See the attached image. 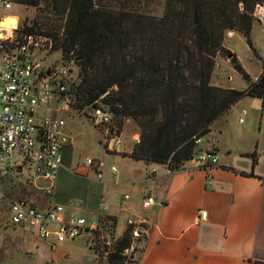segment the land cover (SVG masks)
<instances>
[{"label": "trees", "instance_id": "obj_1", "mask_svg": "<svg viewBox=\"0 0 264 264\" xmlns=\"http://www.w3.org/2000/svg\"><path fill=\"white\" fill-rule=\"evenodd\" d=\"M145 1L16 0L38 9L16 36L41 35L63 62L76 64L68 92L77 107L104 104L117 126L132 118L140 136L130 157L169 161L178 169L199 151L195 138L206 135L234 103L249 95L264 106V59L260 74L250 80L232 58L248 81L243 90L210 82L216 56L226 51L227 31L243 34L255 50L253 10L264 0H166L162 15L141 9ZM252 156L255 165L256 153ZM128 238L124 231L121 243Z\"/></svg>", "mask_w": 264, "mask_h": 264}, {"label": "built area", "instance_id": "obj_2", "mask_svg": "<svg viewBox=\"0 0 264 264\" xmlns=\"http://www.w3.org/2000/svg\"><path fill=\"white\" fill-rule=\"evenodd\" d=\"M16 0H0V8L9 9ZM253 16L260 24H264V4L257 3ZM4 17H1V19ZM14 31L17 29L13 27ZM11 30V29H10ZM264 33V25L262 28ZM0 36V187L4 179L9 177L13 167L26 163L33 176H42L46 179H56L61 168L62 148L70 143L71 136L64 129L66 122L57 116L56 112L66 110L71 105L68 85L71 81L72 63L44 65L37 58L38 50L43 45V36L32 33L13 36L9 31L2 30ZM15 33V32H14ZM233 31H227L231 36ZM50 47V43L49 46ZM56 103L55 107L47 106V114L36 116V112L43 104L49 101ZM89 118L95 126L106 127L105 141L107 150L124 152L120 149L122 143L119 129L112 112L104 105L91 106ZM242 122V119H239ZM202 138H195L200 144ZM134 144L139 142V136H132ZM153 164V163H152ZM149 164L145 169L146 179H152L156 174V167ZM218 164L217 154L213 150H199L192 158L185 161L179 169L189 166L195 170L205 172L206 186L210 188L213 174L211 170ZM170 172L169 161L162 164ZM84 166L94 170L97 179L103 178L104 163L97 158L87 157ZM111 173L116 167H109ZM54 185L42 189L49 196ZM4 196L0 191V218L4 212L8 213L9 221L25 232L35 233L39 239L46 241L51 236L55 242L73 239L80 234L87 233L88 245L93 253L94 264H137L140 260L145 242L151 227L154 225L147 217L128 213L124 218V229L117 233V217L115 215H99L91 218L80 213L79 208L71 209L68 216L62 204H50L43 209L34 201L24 197L9 201L7 208L3 205ZM129 194H123L120 207H127ZM163 199L146 191L140 206L143 211H149L154 206H162ZM98 207L106 210L109 201L105 198L98 202ZM207 218L204 210H199L194 224ZM114 225V231L111 226ZM126 231L129 238L121 243L120 237ZM54 245V243H53ZM52 246V245H51Z\"/></svg>", "mask_w": 264, "mask_h": 264}, {"label": "rangeland", "instance_id": "obj_3", "mask_svg": "<svg viewBox=\"0 0 264 264\" xmlns=\"http://www.w3.org/2000/svg\"><path fill=\"white\" fill-rule=\"evenodd\" d=\"M165 1L147 0L144 4H141V9L162 15L165 9ZM37 12L38 9L36 7L15 2L9 9L0 8V19L3 15H14L16 17L14 18V26L16 25V28L19 29V25L24 20L30 21ZM263 25L257 19L253 22L250 40L255 50L250 48L247 38L243 34L234 31L235 35L230 37L226 33L224 39L226 51H221L215 58V66L210 81L211 85L241 90L247 87V79L233 66V57L241 63L250 80H256L262 70L261 61L264 59ZM10 29L9 31L13 36L15 34L18 35L17 29L15 31L12 28ZM43 40V45L41 43L36 55L37 58L46 66L50 64L60 66L65 63L61 59L60 52L49 50V47L45 44L46 38H43ZM66 63H71V61ZM71 65L73 70L70 82H74L76 81L77 66L75 63ZM70 99L72 100L71 105L66 110L60 109L56 112L58 117L65 120L67 124L66 130L73 139L71 144L65 145L61 150V168L58 170L56 179L53 182L42 176H33L30 167L26 163H22V166L13 167L11 174L2 181L0 187V191L4 196L3 205L5 209L9 201L20 197L29 200L39 199L42 203L49 201L66 207L71 206V204L75 206L82 205L85 198L92 196L93 193L96 196V201L99 198L101 200L107 198L102 182L110 179V177L120 178L121 180V186H117L115 191L117 194L123 195L126 193L130 197L133 194L134 187L130 183L137 176L142 175L143 169L141 168L143 166L141 159L130 157L135 145L133 144L132 136L134 134L140 136L135 122L129 117L124 119L121 125L117 126L119 127L122 143L120 149H123L124 152L115 153L108 151L105 141L106 127L95 126L89 118L90 108L88 106L77 107L73 104L71 95ZM42 106L44 107H39L36 112L38 117L52 114L46 108L47 106L55 107L56 103L52 100ZM263 111L264 106L260 99L249 95L244 96L234 103L226 113L221 115L217 121L215 120L211 124L210 131L201 137V143L196 144L195 149H212L211 146L215 140L221 139L228 144V147L220 145L217 151L218 163L232 162L237 165L242 163L247 165L253 159L251 155L256 152V155L260 157L259 166L264 170ZM239 119H242L241 123ZM259 136L261 137V142L256 150L254 141ZM230 147L234 149H230ZM229 150L232 151L227 154ZM87 157L100 159L104 163L102 179H97L96 173L92 169L87 170L88 174L85 175L84 163ZM111 165L116 167L114 174H110L109 167ZM152 165L156 167L157 174L163 169L162 164L153 163ZM51 184L54 185L51 195L46 196L43 194V197L40 196V190ZM68 212L69 208L64 211L66 215ZM80 213L87 218L94 217L84 213L83 209L80 210ZM120 226L121 224H118L119 228ZM120 231L118 230V232ZM34 235V233H25L10 223L8 213L4 212L0 218V264H45L46 258L43 254H48L52 250L50 247H45L43 242ZM21 236H25V239L20 240ZM55 246L59 250H66L67 252L64 255L68 254L69 257L64 258L62 254L59 258H56L57 261H50L49 264H94L86 232L73 239H66L63 242L56 243Z\"/></svg>", "mask_w": 264, "mask_h": 264}, {"label": "crops", "instance_id": "obj_4", "mask_svg": "<svg viewBox=\"0 0 264 264\" xmlns=\"http://www.w3.org/2000/svg\"><path fill=\"white\" fill-rule=\"evenodd\" d=\"M234 35L233 31L230 37ZM66 126L67 124L64 129L69 133ZM72 140L71 137L68 144H71ZM220 140L216 139L211 146L212 149L208 150H213L217 154L220 145L228 147L227 143ZM260 142L259 136L254 141L256 150ZM230 151L232 150L227 151V154ZM256 160L255 165L253 159L247 165L219 162L211 170L213 179L210 188L206 186L205 172L192 169L190 166L187 169H172L170 172L163 166L158 174L156 169L152 179H146L145 169L152 163L140 160L143 163L142 175L130 183L134 187V192L127 207H120L123 195L115 192L117 186H121L120 178L111 177L102 182L107 196L105 199L109 201L106 210L98 207L100 198L96 201L94 193L85 198L82 205L72 207L83 209L84 213L94 217L115 215L118 234L124 229V218L128 213L142 215L153 221L154 225L150 229L143 254L137 264H264V170L259 166L258 155ZM85 169L87 175L90 168ZM242 172H252L253 175ZM146 191L162 198L163 205L143 211L140 202ZM43 194L41 189L40 196L43 197ZM32 201L43 209L54 204L49 201L44 204L39 199ZM199 210L206 211L207 218L194 224L193 220ZM70 211L69 208L65 216H68ZM118 224H121L120 228ZM34 236L52 250L48 254H43L46 258L45 264L57 261L56 258L67 252L57 249L55 246L57 242L53 236L46 241L39 239L36 234ZM21 239L24 240L25 236H21ZM63 257L67 258L69 255ZM92 258L94 260L93 253Z\"/></svg>", "mask_w": 264, "mask_h": 264}, {"label": "bare ground", "instance_id": "obj_5", "mask_svg": "<svg viewBox=\"0 0 264 264\" xmlns=\"http://www.w3.org/2000/svg\"><path fill=\"white\" fill-rule=\"evenodd\" d=\"M14 18L13 15H5L2 20L0 19V36L3 35L2 30L9 32L10 28L16 27V25L14 26Z\"/></svg>", "mask_w": 264, "mask_h": 264}]
</instances>
